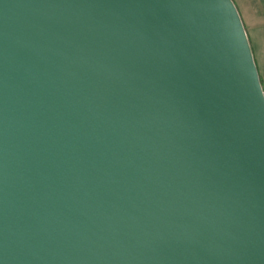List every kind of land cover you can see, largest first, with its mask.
Returning <instances> with one entry per match:
<instances>
[{"label": "water", "instance_id": "95a60500", "mask_svg": "<svg viewBox=\"0 0 264 264\" xmlns=\"http://www.w3.org/2000/svg\"><path fill=\"white\" fill-rule=\"evenodd\" d=\"M0 264H264L234 0H0Z\"/></svg>", "mask_w": 264, "mask_h": 264}, {"label": "rangeland", "instance_id": "374dc122", "mask_svg": "<svg viewBox=\"0 0 264 264\" xmlns=\"http://www.w3.org/2000/svg\"><path fill=\"white\" fill-rule=\"evenodd\" d=\"M236 5L240 11V14L242 16V19L244 21L246 30H247V34L249 37V41L250 44L252 46V50H253V54L255 59H257V62L260 64V56H259V47L264 44V37L260 38V40H257L254 35L256 31H259L261 28H263L264 25V18H258L256 19H252L250 12L246 11V8L244 7L243 4H252L251 1L253 0H235ZM257 1V0H254ZM264 3V2H263ZM262 3V4H263ZM253 4H257L256 2H253ZM259 4V3H258ZM252 6V5H250ZM254 13H262L261 11L256 12L254 10H252ZM251 16V17H250ZM255 23V24H254ZM260 69H261V65H259Z\"/></svg>", "mask_w": 264, "mask_h": 264}, {"label": "crops", "instance_id": "0c3cea01", "mask_svg": "<svg viewBox=\"0 0 264 264\" xmlns=\"http://www.w3.org/2000/svg\"><path fill=\"white\" fill-rule=\"evenodd\" d=\"M248 1H250V0H248ZM234 2H236V1L234 0ZM253 2H256L257 4H253ZM263 2H264V0H257V1L253 0V1H251L252 4H250L252 6H250L249 4H243L244 7L246 8V11L250 12V14L252 16V17L251 16L250 17L252 19L254 18V19L257 20L258 18H264V3ZM252 10H254L256 12L261 11L262 13L261 14L260 13L257 14V13H254ZM254 37L257 40H260V38L264 37V25H263V28H261L259 31L255 32ZM259 56H260V64L257 62V59H255V61H256V64L258 66V70H259V73H260V78H261V81H262V84H263V87H264V44H262L259 47ZM259 65H261V69H260Z\"/></svg>", "mask_w": 264, "mask_h": 264}]
</instances>
